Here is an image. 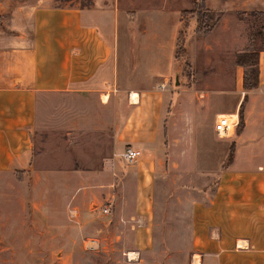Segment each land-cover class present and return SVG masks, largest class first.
I'll return each instance as SVG.
<instances>
[{"label": "crops", "instance_id": "1", "mask_svg": "<svg viewBox=\"0 0 264 264\" xmlns=\"http://www.w3.org/2000/svg\"><path fill=\"white\" fill-rule=\"evenodd\" d=\"M22 1L0 12V174L21 180L13 189L35 226L68 239L70 216L83 227L107 207L123 227L114 236L143 250L157 193L178 194L201 264H264V0H201L220 15L206 35L182 17L198 0ZM253 47L258 85L246 91L234 54ZM220 116L235 122L227 136Z\"/></svg>", "mask_w": 264, "mask_h": 264}, {"label": "rangeland", "instance_id": "2", "mask_svg": "<svg viewBox=\"0 0 264 264\" xmlns=\"http://www.w3.org/2000/svg\"><path fill=\"white\" fill-rule=\"evenodd\" d=\"M29 1L36 3V0ZM163 1L172 0H123L121 3L137 7L161 5ZM22 3V0H0V12L7 14ZM37 3L89 7L92 0H41ZM191 14L188 10L182 12L185 24ZM192 16L195 17L194 14ZM211 17V20H206L207 26L216 24V15L211 14ZM255 49L247 48V52ZM241 53L235 50L234 59ZM185 56L180 53L179 67ZM251 68L247 67L248 70ZM186 70L183 67L182 74ZM20 181L17 176L0 174V264H191L195 251L190 209L187 202L177 199L178 194L157 193L152 242L147 249L136 251L127 239L114 236L115 231L118 233L123 227L118 225L116 228L112 222L109 223V215L107 218L102 208L85 216L83 227L77 222L76 215L70 216L74 219V228L68 233V239H50L49 234L43 233L48 231V226H42L41 232L35 226L32 209L18 201L13 185ZM89 240L97 241L95 248L87 247Z\"/></svg>", "mask_w": 264, "mask_h": 264}, {"label": "trees", "instance_id": "3", "mask_svg": "<svg viewBox=\"0 0 264 264\" xmlns=\"http://www.w3.org/2000/svg\"><path fill=\"white\" fill-rule=\"evenodd\" d=\"M63 6H71L70 5H63ZM195 15L196 18V29L195 31L197 33H202L204 35L208 34L211 29L213 28L214 25L207 26L206 20H211V14H215L217 18H215V21L217 22L218 19L220 18V15L211 12L204 4L203 1L198 0L195 3L194 9L190 11ZM211 13V14H210ZM184 37L185 33L184 31L179 32V40L177 44V49H176V58L178 61H180V53L183 55H186V49L184 47ZM184 59V58H183ZM235 63L238 65H241L244 67V74H243V88L244 90H251L253 88H256L258 85V56L257 53L254 51L252 52H244L236 56ZM252 67L250 70L247 69V67ZM244 126V118H243V103L240 106L239 110V117H238V122L236 124V132H240L243 129ZM233 158V145L230 148L227 160L224 164L226 166L232 161Z\"/></svg>", "mask_w": 264, "mask_h": 264}, {"label": "built area", "instance_id": "4", "mask_svg": "<svg viewBox=\"0 0 264 264\" xmlns=\"http://www.w3.org/2000/svg\"><path fill=\"white\" fill-rule=\"evenodd\" d=\"M235 126V122L229 117L220 116L215 123V130L220 136H227L231 132L232 128ZM139 155L137 150L133 148L127 147L122 152V158L126 163L134 162ZM103 213H109V208L104 207L102 208ZM97 244L96 240H89V244L87 245L88 248H95ZM201 263V256L200 254H194L191 260V264H200Z\"/></svg>", "mask_w": 264, "mask_h": 264}]
</instances>
